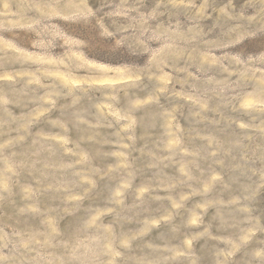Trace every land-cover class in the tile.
Wrapping results in <instances>:
<instances>
[{
	"label": "clouds",
	"instance_id": "1",
	"mask_svg": "<svg viewBox=\"0 0 264 264\" xmlns=\"http://www.w3.org/2000/svg\"><path fill=\"white\" fill-rule=\"evenodd\" d=\"M257 40L264 0H0V264H264Z\"/></svg>",
	"mask_w": 264,
	"mask_h": 264
},
{
	"label": "rangeland",
	"instance_id": "2",
	"mask_svg": "<svg viewBox=\"0 0 264 264\" xmlns=\"http://www.w3.org/2000/svg\"><path fill=\"white\" fill-rule=\"evenodd\" d=\"M23 38H24L25 40H28V39H29V37H27V36H23ZM260 43H264V41H259V40H257V41H252V42H250V46H251V47H255L256 45H258V44H260ZM56 51H57V53L59 54V53H61V52L63 51V49L60 48V47H57ZM77 55H79V54H77ZM262 206H264V200H262Z\"/></svg>",
	"mask_w": 264,
	"mask_h": 264
}]
</instances>
